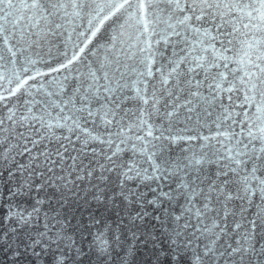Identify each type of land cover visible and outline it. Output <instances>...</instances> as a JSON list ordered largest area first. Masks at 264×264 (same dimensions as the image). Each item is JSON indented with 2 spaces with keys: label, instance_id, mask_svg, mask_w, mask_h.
<instances>
[{
  "label": "snow or ice",
  "instance_id": "obj_1",
  "mask_svg": "<svg viewBox=\"0 0 264 264\" xmlns=\"http://www.w3.org/2000/svg\"><path fill=\"white\" fill-rule=\"evenodd\" d=\"M0 264H264V0H0Z\"/></svg>",
  "mask_w": 264,
  "mask_h": 264
}]
</instances>
